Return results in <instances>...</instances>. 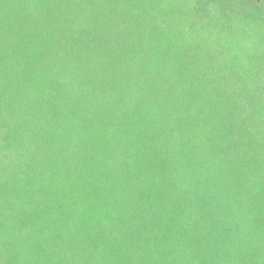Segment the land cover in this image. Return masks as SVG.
I'll return each instance as SVG.
<instances>
[{"label":"trees","instance_id":"obj_1","mask_svg":"<svg viewBox=\"0 0 264 264\" xmlns=\"http://www.w3.org/2000/svg\"><path fill=\"white\" fill-rule=\"evenodd\" d=\"M0 264H264V0H0Z\"/></svg>","mask_w":264,"mask_h":264}]
</instances>
